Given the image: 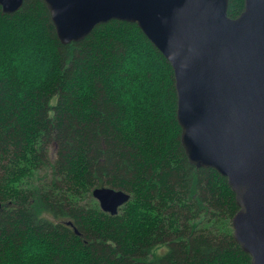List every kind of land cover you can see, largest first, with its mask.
Returning a JSON list of instances; mask_svg holds the SVG:
<instances>
[{"label":"trees","instance_id":"obj_1","mask_svg":"<svg viewBox=\"0 0 264 264\" xmlns=\"http://www.w3.org/2000/svg\"><path fill=\"white\" fill-rule=\"evenodd\" d=\"M176 106L172 67L136 23L62 44L42 0L0 8V264H251L234 193L188 161ZM96 187L130 198L110 214Z\"/></svg>","mask_w":264,"mask_h":264},{"label":"water","instance_id":"obj_2","mask_svg":"<svg viewBox=\"0 0 264 264\" xmlns=\"http://www.w3.org/2000/svg\"><path fill=\"white\" fill-rule=\"evenodd\" d=\"M62 44L84 39L109 20L136 23L170 63L180 143L188 161L214 168L235 196L233 238L264 264V0H42ZM24 0H0L3 13ZM104 212L117 213L130 195L96 187Z\"/></svg>","mask_w":264,"mask_h":264},{"label":"rangeland","instance_id":"obj_3","mask_svg":"<svg viewBox=\"0 0 264 264\" xmlns=\"http://www.w3.org/2000/svg\"><path fill=\"white\" fill-rule=\"evenodd\" d=\"M95 199V198H94Z\"/></svg>","mask_w":264,"mask_h":264}]
</instances>
